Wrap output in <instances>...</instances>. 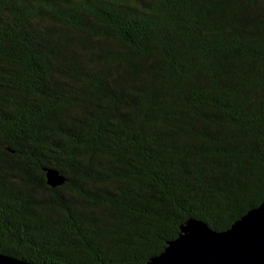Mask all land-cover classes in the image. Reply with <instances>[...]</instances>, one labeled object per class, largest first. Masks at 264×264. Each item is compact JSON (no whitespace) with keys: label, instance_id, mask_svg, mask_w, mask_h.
<instances>
[{"label":"trees","instance_id":"obj_1","mask_svg":"<svg viewBox=\"0 0 264 264\" xmlns=\"http://www.w3.org/2000/svg\"><path fill=\"white\" fill-rule=\"evenodd\" d=\"M263 199L264 0H0L1 254L145 264Z\"/></svg>","mask_w":264,"mask_h":264},{"label":"water","instance_id":"obj_2","mask_svg":"<svg viewBox=\"0 0 264 264\" xmlns=\"http://www.w3.org/2000/svg\"><path fill=\"white\" fill-rule=\"evenodd\" d=\"M48 185L66 180L57 169L43 167ZM0 264H35L0 253ZM145 264H264V199L223 231L189 218L179 235Z\"/></svg>","mask_w":264,"mask_h":264}]
</instances>
